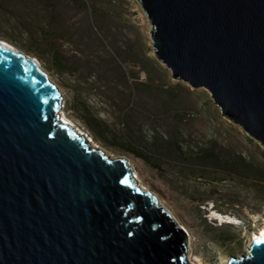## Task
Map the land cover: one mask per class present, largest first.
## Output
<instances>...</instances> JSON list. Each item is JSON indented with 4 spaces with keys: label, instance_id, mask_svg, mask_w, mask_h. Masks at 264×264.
<instances>
[{
    "label": "water",
    "instance_id": "water-1",
    "mask_svg": "<svg viewBox=\"0 0 264 264\" xmlns=\"http://www.w3.org/2000/svg\"><path fill=\"white\" fill-rule=\"evenodd\" d=\"M139 1L173 77L264 147V0ZM61 103L38 60L0 41V264H188L186 229ZM222 264H264V237Z\"/></svg>",
    "mask_w": 264,
    "mask_h": 264
},
{
    "label": "rangeland",
    "instance_id": "rangeland-1",
    "mask_svg": "<svg viewBox=\"0 0 264 264\" xmlns=\"http://www.w3.org/2000/svg\"><path fill=\"white\" fill-rule=\"evenodd\" d=\"M44 21L61 31L77 77L55 69L23 32ZM152 30L139 0H0V39L38 60L61 92L60 111L107 155L127 159L136 186L187 229L188 264H221L247 254L264 226V147L206 88L173 77L154 54ZM95 128L146 149L152 162L103 141ZM202 150L210 157L199 158ZM213 209L239 223L219 225ZM225 233L233 240L220 241Z\"/></svg>",
    "mask_w": 264,
    "mask_h": 264
},
{
    "label": "trees",
    "instance_id": "trees-1",
    "mask_svg": "<svg viewBox=\"0 0 264 264\" xmlns=\"http://www.w3.org/2000/svg\"><path fill=\"white\" fill-rule=\"evenodd\" d=\"M82 2H89V0H80ZM57 2V0H52V3L54 4ZM56 26L51 27L50 24H47L44 21V25H30L24 28L23 32L26 33L28 38H33L39 45V49L42 50L44 47V53H48L51 56V63L52 66L57 69L59 72H67L70 75H73L74 77H77V68L75 62H73L72 56L68 57L65 55L61 48V31L56 30ZM73 36V32H69L68 37ZM41 54V52L39 53ZM74 84L76 83V78L73 80ZM79 107V106H78ZM89 121V120H88ZM90 124L94 126L93 121H91L90 118ZM96 127V126H94ZM96 129V128H95ZM98 137L102 139L105 142L110 143L111 145L115 147H120L122 149H125L126 151L136 155L137 157L147 161L152 162L149 156V152L144 148H139L135 146L133 143L131 144H125L121 142V137L119 135H116L115 133L111 134V130L107 128H98L96 129ZM199 158L202 157H210V154H207L205 150L198 152ZM263 177V176H262ZM231 225V224H226ZM178 237V236H177ZM233 236L225 234H221V240L223 243L226 241H232ZM232 252L235 250H231Z\"/></svg>",
    "mask_w": 264,
    "mask_h": 264
},
{
    "label": "bare ground",
    "instance_id": "bare-ground-1",
    "mask_svg": "<svg viewBox=\"0 0 264 264\" xmlns=\"http://www.w3.org/2000/svg\"><path fill=\"white\" fill-rule=\"evenodd\" d=\"M0 41H2V42H4V43H6V44H8V45H10V46H12V47H14L15 49H17V50H19L16 46H14L13 44H11L10 42H8V41H6V40H4V39H0ZM20 51V50H19ZM21 52V51H20ZM59 116H60V118L63 120V122H65V123H68V124H70L74 129H75V131L77 132V134L78 135H80V136H85L86 137V140L87 141H89L90 142V144H92L91 145V147H93V148H98L99 146H97V145H95V143H92V138H89L88 136H87V132H84L83 130H81L80 128L78 129V128H76L75 127V125H74V123L71 121V119L64 113V111L62 110V111H59ZM89 134V133H88ZM137 176V175H136ZM214 210V209H213ZM212 218L213 219H215V220H217V221H219V225H224V224H226V223H239L237 220H236V218L234 217H232V216H229V215H225V214H223V213H221V212H218V211H216V210H214L213 211V213H212ZM185 228V227H184ZM186 229V228H185ZM187 230V229H186ZM261 237H264V226L263 227H261L260 228V230L258 231V232H256V233H254V235H253V237H252V242H253V240H256V239H258V238H261ZM228 261V259L227 260H223L222 262H221V264L222 263H226ZM197 264H202V262H199V260H197ZM220 264V263H219Z\"/></svg>",
    "mask_w": 264,
    "mask_h": 264
}]
</instances>
